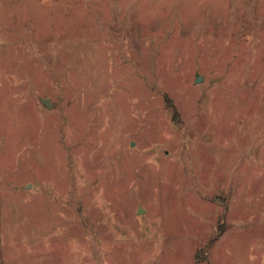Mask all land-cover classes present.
I'll use <instances>...</instances> for the list:
<instances>
[{
  "label": "rangeland",
  "instance_id": "rangeland-1",
  "mask_svg": "<svg viewBox=\"0 0 264 264\" xmlns=\"http://www.w3.org/2000/svg\"><path fill=\"white\" fill-rule=\"evenodd\" d=\"M0 264H264V0H0Z\"/></svg>",
  "mask_w": 264,
  "mask_h": 264
},
{
  "label": "water",
  "instance_id": "water-1",
  "mask_svg": "<svg viewBox=\"0 0 264 264\" xmlns=\"http://www.w3.org/2000/svg\"><path fill=\"white\" fill-rule=\"evenodd\" d=\"M202 76H199L198 77V80H197V82H200V81H202ZM42 102L46 105V106H51V102H50V100L48 99V98H43L42 99Z\"/></svg>",
  "mask_w": 264,
  "mask_h": 264
}]
</instances>
